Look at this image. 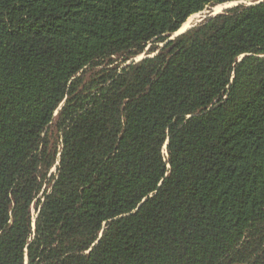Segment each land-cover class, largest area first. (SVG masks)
<instances>
[{
	"label": "trees",
	"instance_id": "16d2710c",
	"mask_svg": "<svg viewBox=\"0 0 264 264\" xmlns=\"http://www.w3.org/2000/svg\"><path fill=\"white\" fill-rule=\"evenodd\" d=\"M233 1L0 0V264H264V0L169 39Z\"/></svg>",
	"mask_w": 264,
	"mask_h": 264
},
{
	"label": "rangeland",
	"instance_id": "374dc122",
	"mask_svg": "<svg viewBox=\"0 0 264 264\" xmlns=\"http://www.w3.org/2000/svg\"><path fill=\"white\" fill-rule=\"evenodd\" d=\"M238 2V3H237ZM258 2V1H256ZM255 1L253 0H239V1H233V3H230V4H221L222 6L219 8L216 9V5L215 6H212V7H208L206 8L205 10H203L202 12H199L193 16H191L185 23L187 24H183L184 26L181 27V30H184L185 28H189L191 27L192 25L195 26V24L201 22L202 20H204L207 16H210V15H213L214 13L218 12H223L225 9L227 8H230V7H233V6H236L238 5L239 3H246V4H253V3H256ZM218 6V5H217ZM189 22V23H188ZM172 36H175V35H172ZM148 49V47L146 48ZM146 54L145 53H142L140 55H138L137 57L127 61V63H130V61L132 60H135V61H138L140 59H142L143 57H145ZM55 168H53L54 170Z\"/></svg>",
	"mask_w": 264,
	"mask_h": 264
},
{
	"label": "water",
	"instance_id": "95a60500",
	"mask_svg": "<svg viewBox=\"0 0 264 264\" xmlns=\"http://www.w3.org/2000/svg\"><path fill=\"white\" fill-rule=\"evenodd\" d=\"M260 1H262V0H259L258 2H260ZM235 2V1H234ZM229 3H233V2H229ZM238 3V2H237ZM218 12H216V13H214L213 15H215V14H217ZM196 25V24H195ZM194 25H192L191 27H193ZM191 27H189V28H191ZM189 28H185L184 30H181L180 31V29L178 30V31H176L173 35H175V36H178V35H181V34H183V33H185ZM175 36H171L169 39H174L175 38ZM102 233V232H101Z\"/></svg>",
	"mask_w": 264,
	"mask_h": 264
},
{
	"label": "bare ground",
	"instance_id": "6f19581e",
	"mask_svg": "<svg viewBox=\"0 0 264 264\" xmlns=\"http://www.w3.org/2000/svg\"><path fill=\"white\" fill-rule=\"evenodd\" d=\"M225 4H227V3H225ZM228 4H230V3H228ZM222 5H218V6H216L215 8L217 9L218 8V10H219V8L221 7ZM195 15V14H194ZM193 16V15H192ZM190 18V17H189ZM188 18V19H189ZM187 23V22H186ZM186 23H184V24H186ZM189 23V22H188ZM187 25V24H186ZM184 26V25H183ZM180 31H181V29H180Z\"/></svg>",
	"mask_w": 264,
	"mask_h": 264
}]
</instances>
